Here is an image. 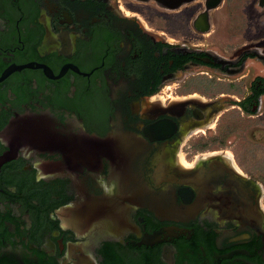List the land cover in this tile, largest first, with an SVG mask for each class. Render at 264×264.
I'll use <instances>...</instances> for the list:
<instances>
[{
    "label": "flooded vegetation",
    "instance_id": "flooded-vegetation-1",
    "mask_svg": "<svg viewBox=\"0 0 264 264\" xmlns=\"http://www.w3.org/2000/svg\"><path fill=\"white\" fill-rule=\"evenodd\" d=\"M260 170L264 0H0V264H264Z\"/></svg>",
    "mask_w": 264,
    "mask_h": 264
},
{
    "label": "water",
    "instance_id": "water-1",
    "mask_svg": "<svg viewBox=\"0 0 264 264\" xmlns=\"http://www.w3.org/2000/svg\"><path fill=\"white\" fill-rule=\"evenodd\" d=\"M10 129H11V132H15V133L18 131L19 132V140H23L26 142L34 141V140H36L35 136L36 135L38 136L37 131H36V135H35L34 127L31 128L28 125H26V127L23 129L18 128V130L15 128L14 125H12ZM38 141H40V140H38ZM88 212L89 211H84V214L88 213Z\"/></svg>",
    "mask_w": 264,
    "mask_h": 264
},
{
    "label": "rangeland",
    "instance_id": "rangeland-1",
    "mask_svg": "<svg viewBox=\"0 0 264 264\" xmlns=\"http://www.w3.org/2000/svg\"><path fill=\"white\" fill-rule=\"evenodd\" d=\"M140 7H143V8H151V6H142V5H139ZM250 164L253 166V165H255L254 164V161H250ZM258 167V164L257 165H255V168H257ZM257 170H258V168H257ZM261 171V173H259V177H261L263 180H264V171L263 170H260Z\"/></svg>",
    "mask_w": 264,
    "mask_h": 264
}]
</instances>
